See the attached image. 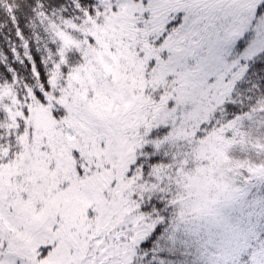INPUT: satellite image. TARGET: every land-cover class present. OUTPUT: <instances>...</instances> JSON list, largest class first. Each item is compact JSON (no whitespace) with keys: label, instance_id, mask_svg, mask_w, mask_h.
Wrapping results in <instances>:
<instances>
[{"label":"snow or ice","instance_id":"1","mask_svg":"<svg viewBox=\"0 0 264 264\" xmlns=\"http://www.w3.org/2000/svg\"><path fill=\"white\" fill-rule=\"evenodd\" d=\"M0 264H264V0H0Z\"/></svg>","mask_w":264,"mask_h":264}]
</instances>
